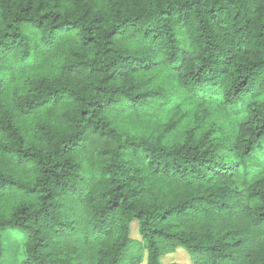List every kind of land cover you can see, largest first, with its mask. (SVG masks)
I'll return each mask as SVG.
<instances>
[{
  "label": "trees",
  "instance_id": "16d2710c",
  "mask_svg": "<svg viewBox=\"0 0 264 264\" xmlns=\"http://www.w3.org/2000/svg\"><path fill=\"white\" fill-rule=\"evenodd\" d=\"M179 251L264 264V0H0V264Z\"/></svg>",
  "mask_w": 264,
  "mask_h": 264
},
{
  "label": "rangeland",
  "instance_id": "374dc122",
  "mask_svg": "<svg viewBox=\"0 0 264 264\" xmlns=\"http://www.w3.org/2000/svg\"><path fill=\"white\" fill-rule=\"evenodd\" d=\"M132 237H139L136 224L133 225ZM164 260L165 262H169L171 264H192V262L187 257L186 253L183 251H179L172 255H169L164 258Z\"/></svg>",
  "mask_w": 264,
  "mask_h": 264
}]
</instances>
